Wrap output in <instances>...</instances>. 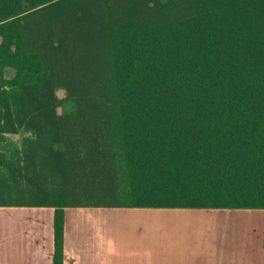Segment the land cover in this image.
Returning a JSON list of instances; mask_svg holds the SVG:
<instances>
[{"label": "trees", "instance_id": "16d2710c", "mask_svg": "<svg viewBox=\"0 0 264 264\" xmlns=\"http://www.w3.org/2000/svg\"><path fill=\"white\" fill-rule=\"evenodd\" d=\"M1 125L33 146L0 207L55 209L54 264L68 207L264 210V0H0Z\"/></svg>", "mask_w": 264, "mask_h": 264}, {"label": "crops", "instance_id": "0c3cea01", "mask_svg": "<svg viewBox=\"0 0 264 264\" xmlns=\"http://www.w3.org/2000/svg\"><path fill=\"white\" fill-rule=\"evenodd\" d=\"M64 264H264L262 209L68 207ZM55 209L0 207V264H54Z\"/></svg>", "mask_w": 264, "mask_h": 264}, {"label": "rangeland", "instance_id": "374dc122", "mask_svg": "<svg viewBox=\"0 0 264 264\" xmlns=\"http://www.w3.org/2000/svg\"><path fill=\"white\" fill-rule=\"evenodd\" d=\"M15 75L14 70L8 69L6 71L7 77H13ZM59 96L63 98L65 93L63 91H59ZM74 110V104L71 102H66L62 104L58 112L60 115H67L70 114ZM4 125L0 126V159H3L9 166L12 167L16 174L22 167H26L29 165L25 160L27 158L26 151L28 150L29 146H33L30 144L31 139H33V133L26 128H19L14 133H7L3 132L2 128ZM35 160L33 163L30 162V165H35ZM49 178V177H48ZM46 185L49 188H54L56 192L58 190V182L48 179ZM12 186V183H11ZM14 201L17 203L18 201L24 203H33L35 202L34 198H30V196H26V199H17V195H13ZM70 203H73L69 201ZM69 203V204H70Z\"/></svg>", "mask_w": 264, "mask_h": 264}]
</instances>
